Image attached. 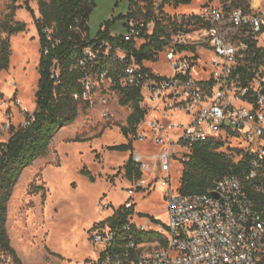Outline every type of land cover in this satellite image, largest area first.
<instances>
[{
    "label": "built area",
    "instance_id": "obj_1",
    "mask_svg": "<svg viewBox=\"0 0 264 264\" xmlns=\"http://www.w3.org/2000/svg\"><path fill=\"white\" fill-rule=\"evenodd\" d=\"M232 1L211 4L196 17H187L186 22L193 24L171 34L162 51L170 62L171 75L164 76L146 67V61L139 63L123 45L134 42L140 48L155 30L153 20L128 18L126 31L118 43L95 39L77 61L75 68L85 70L86 74L81 79L83 91L75 93L74 98L86 101L89 106L103 105L102 118L106 122L113 117L108 93L118 95L109 76L113 65L122 69V85L140 91L139 104L146 115L137 124V132L144 124L150 134L136 133L135 137L162 146L159 153L148 157L134 154L142 172L156 177L159 168L169 171L176 153L174 145L187 146L188 157L194 145L202 142V134H210V140L224 143L238 140L244 144L242 150L251 161L245 187H238L235 174L223 175L211 189L200 194L183 195L178 189L173 190L166 173L160 181L166 188L167 221L148 218L138 225L130 217L126 227L130 230L134 225L139 232L155 236L137 240L129 235L121 239L118 230L98 224L91 235L94 246H99L98 253L81 264H259L264 259V214H256L257 203L252 197V193L257 194L256 188L263 187L264 191V72L254 70L250 76L239 71L251 57V39L257 40L264 30V0H247L242 6ZM181 45L193 46L195 50H180ZM101 60L105 67L92 72L89 65L94 67ZM51 73L52 78L59 77L55 66ZM99 89L105 95L97 99ZM176 111L187 121L172 120ZM148 112L155 113V117L148 119ZM34 113H29L23 125L35 119ZM229 121L236 124L237 131L225 129V122ZM169 133L177 138L171 140ZM155 181L139 179L138 187L147 188ZM216 192L218 196L213 194ZM134 193L132 189L130 194ZM133 204L129 200L125 206L132 208ZM0 264H16L12 252L3 247Z\"/></svg>",
    "mask_w": 264,
    "mask_h": 264
},
{
    "label": "rangeland",
    "instance_id": "obj_2",
    "mask_svg": "<svg viewBox=\"0 0 264 264\" xmlns=\"http://www.w3.org/2000/svg\"><path fill=\"white\" fill-rule=\"evenodd\" d=\"M162 1L152 0L156 14ZM226 1L231 0H191L179 6L170 2L164 5V12L171 22L181 24L211 4L222 5ZM94 3L89 20L91 38L96 37L101 26L110 19L113 21L112 30L121 33L125 15L132 9L137 19H144L140 8L149 4L143 0H94ZM12 4L18 7L15 19L26 22L27 30L10 37V67L0 72V142L10 137L9 124L19 126L26 121L25 112L35 111V93L40 79L41 45L35 24V18L40 17L39 0H0V22L10 12ZM27 6L33 9L34 14ZM6 36L0 32V37ZM257 41V46L264 51V31L258 34ZM196 50L201 51L199 45ZM145 66L164 76L172 74L170 62L163 52L156 61H146ZM259 67L264 72V58ZM101 95L105 92L99 89L97 99ZM108 95L113 114L110 122L102 118L103 105L86 107L81 104L76 121L58 131L47 154L36 159L32 169L27 167L16 184L8 203L6 225L11 245L23 264H81L94 259L99 250L91 239L94 228L129 200L134 204L132 208L125 206L128 218L131 217L138 225L146 223L148 218L158 220L156 222L167 221L166 188L160 180L168 173L171 188H179L185 167L184 157H187L189 149L171 143L176 153L169 171L159 168L156 177L142 172L141 179L156 181L147 188H139V180L127 175L125 165L132 153L148 157L159 153L162 146L155 145L150 139L138 141L133 134L126 136L122 128L128 127V118L134 108L120 104L118 95L112 92ZM154 114L148 112V119L155 117ZM171 119L187 121L178 111ZM137 133L150 134V129L142 124ZM169 137L175 140L177 135L169 133ZM130 142L133 150L111 149ZM243 146L238 140L230 139L223 150L230 154L233 148L242 149ZM234 158L238 159L235 153ZM85 168L94 180L82 173ZM132 189L133 195L130 194Z\"/></svg>",
    "mask_w": 264,
    "mask_h": 264
},
{
    "label": "trees",
    "instance_id": "obj_3",
    "mask_svg": "<svg viewBox=\"0 0 264 264\" xmlns=\"http://www.w3.org/2000/svg\"><path fill=\"white\" fill-rule=\"evenodd\" d=\"M143 1L149 2V4L142 8L139 7L141 13L146 21H155V30L140 48H137L134 42L123 44L141 64L145 61H156L159 53L165 50L169 44L171 34L184 25L193 24L191 21H182L181 24L175 21L171 22L164 12L166 3L173 2L179 6L182 3H190L191 0H163L158 8V14L152 8V0ZM232 3L242 6L247 4V0H233ZM17 8L16 4H12L10 12L0 22V32L7 35L0 37V72L8 70L10 67L12 56L10 37L27 30L26 22L15 19ZM94 8V0H39L40 17L35 18V24L40 37L41 58L39 63L40 79L35 93L37 104L34 113L35 119L27 125L15 126L12 124L10 137L8 140L0 142V247L12 252L16 264L23 263L11 245L6 225L8 203L14 188L23 171L31 166L36 159L47 154L58 131L76 121L80 105L89 106L86 101L74 98L75 93L83 91L81 79L85 76L86 71L75 68V66L77 61L83 57L84 49L95 39L118 43L123 35H111L113 21L110 19L103 25L96 37L91 38L89 36V20ZM27 9L34 14L32 8L27 6ZM125 17L127 25V19L136 18V12L131 9ZM257 45L258 41L251 39V57L247 59L246 64L239 68V71L245 72L246 75L252 76L254 70L258 71L264 58L263 48ZM179 49L195 50V47L181 45ZM54 66L59 70L58 78L51 77V69ZM103 67H105L103 60L100 64H94V67L89 65L94 73ZM109 76L113 79V89L119 96L120 104L131 105L134 108L128 118V127H123L122 131L126 136L135 135L137 124L146 115V111L142 110L139 104L140 91L122 85V69L117 64L110 68ZM29 117L30 114L27 113L26 118L29 119ZM75 141H79V139ZM224 147L225 143L219 139L199 142L194 145L188 153L187 159L184 160L185 167L178 188L179 193L183 195L206 193L213 187L215 180L223 175L235 174L245 178L246 172L251 168L248 154L239 148H233V152L228 154L223 150ZM111 149L133 150V144L130 142ZM234 153L238 155V159L234 158ZM125 170L133 180H139L142 177V171L134 160L133 153L125 165ZM82 173L94 180L86 168ZM262 194L264 193H252V197L257 203V209L263 212L264 197L261 196ZM128 214L124 206L100 224L118 230L121 239H125L129 235H134L137 240L151 239L155 236L151 232H139L134 225L130 230H127L126 227L130 224ZM259 264H264V259Z\"/></svg>",
    "mask_w": 264,
    "mask_h": 264
},
{
    "label": "bare ground",
    "instance_id": "obj_4",
    "mask_svg": "<svg viewBox=\"0 0 264 264\" xmlns=\"http://www.w3.org/2000/svg\"><path fill=\"white\" fill-rule=\"evenodd\" d=\"M225 129H230V131H237L236 124H232V121L225 122ZM210 140V134H202V142ZM236 183H238V187H245L246 185V178H242L240 176L236 175ZM163 186V184L161 183ZM257 192L264 193L263 187L262 188H256ZM256 214L257 215H263L264 211H259L256 206Z\"/></svg>",
    "mask_w": 264,
    "mask_h": 264
},
{
    "label": "crops",
    "instance_id": "obj_5",
    "mask_svg": "<svg viewBox=\"0 0 264 264\" xmlns=\"http://www.w3.org/2000/svg\"><path fill=\"white\" fill-rule=\"evenodd\" d=\"M126 15H127V14H126ZM126 15H125V16H126ZM104 24H105V23H104ZM104 24H103V25H104ZM103 25L101 26V29H102ZM101 29H100V30H101ZM125 31H126V20H125V22H124V30H123L121 33H116V32L113 31L112 28H111V35L123 34V33H125ZM33 167H34V165H31V166H30L31 169H32ZM24 171H25V170H24ZM24 171H23V172H24ZM22 174H23V173H22ZM21 176H22V175H21ZM20 178H21V177H20Z\"/></svg>",
    "mask_w": 264,
    "mask_h": 264
},
{
    "label": "water",
    "instance_id": "obj_6",
    "mask_svg": "<svg viewBox=\"0 0 264 264\" xmlns=\"http://www.w3.org/2000/svg\"><path fill=\"white\" fill-rule=\"evenodd\" d=\"M215 196L217 195L218 196V193L216 192V193H213Z\"/></svg>",
    "mask_w": 264,
    "mask_h": 264
}]
</instances>
